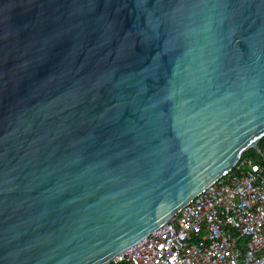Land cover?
Masks as SVG:
<instances>
[{
  "label": "water",
  "instance_id": "95a60500",
  "mask_svg": "<svg viewBox=\"0 0 264 264\" xmlns=\"http://www.w3.org/2000/svg\"><path fill=\"white\" fill-rule=\"evenodd\" d=\"M264 137V0H0V264H109Z\"/></svg>",
  "mask_w": 264,
  "mask_h": 264
},
{
  "label": "built area",
  "instance_id": "2783aa9c",
  "mask_svg": "<svg viewBox=\"0 0 264 264\" xmlns=\"http://www.w3.org/2000/svg\"><path fill=\"white\" fill-rule=\"evenodd\" d=\"M259 154L109 264H264V148Z\"/></svg>",
  "mask_w": 264,
  "mask_h": 264
},
{
  "label": "trees",
  "instance_id": "16d2710c",
  "mask_svg": "<svg viewBox=\"0 0 264 264\" xmlns=\"http://www.w3.org/2000/svg\"><path fill=\"white\" fill-rule=\"evenodd\" d=\"M258 146L262 151L264 148V137L259 141ZM242 157H249V158L253 159L254 161H258V162L262 161V157L260 156V154L256 150H253V149L247 150L243 154Z\"/></svg>",
  "mask_w": 264,
  "mask_h": 264
}]
</instances>
